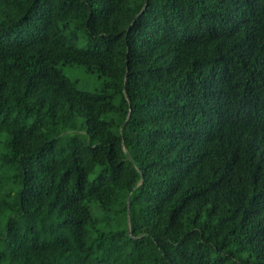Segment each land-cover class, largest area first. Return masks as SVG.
Returning <instances> with one entry per match:
<instances>
[{
  "label": "trees",
  "instance_id": "1",
  "mask_svg": "<svg viewBox=\"0 0 264 264\" xmlns=\"http://www.w3.org/2000/svg\"><path fill=\"white\" fill-rule=\"evenodd\" d=\"M0 264H264V0H0Z\"/></svg>",
  "mask_w": 264,
  "mask_h": 264
},
{
  "label": "rangeland",
  "instance_id": "2",
  "mask_svg": "<svg viewBox=\"0 0 264 264\" xmlns=\"http://www.w3.org/2000/svg\"><path fill=\"white\" fill-rule=\"evenodd\" d=\"M62 70L67 77L75 80L83 91L91 92L99 84L96 74L86 72L82 66H64Z\"/></svg>",
  "mask_w": 264,
  "mask_h": 264
}]
</instances>
